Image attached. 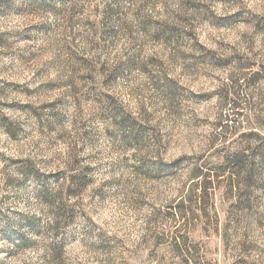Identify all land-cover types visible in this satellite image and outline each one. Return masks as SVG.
Masks as SVG:
<instances>
[{"label": "rangeland", "instance_id": "1", "mask_svg": "<svg viewBox=\"0 0 264 264\" xmlns=\"http://www.w3.org/2000/svg\"><path fill=\"white\" fill-rule=\"evenodd\" d=\"M238 166L264 183V0H0V264L216 259ZM76 175L56 224L36 180Z\"/></svg>", "mask_w": 264, "mask_h": 264}, {"label": "trees", "instance_id": "2", "mask_svg": "<svg viewBox=\"0 0 264 264\" xmlns=\"http://www.w3.org/2000/svg\"><path fill=\"white\" fill-rule=\"evenodd\" d=\"M232 170L227 177V197L233 203L225 224L222 223L217 210L213 216L214 229L211 236L218 242L216 259L204 261L205 257H200L194 247L184 244L181 250L183 264H264V210L261 209V203L253 192L257 188L263 189L264 183L254 181L251 170L239 182L242 168L238 166V169ZM36 182L41 187L40 198L45 203L52 220L56 224L68 223L73 212L68 200L87 185L82 175L67 179L66 183L69 185L60 187L57 192L46 189L39 179ZM211 184L212 181L207 178L203 182L201 188L203 192L199 197L203 204L210 200L208 190L212 188ZM206 231L208 233L205 234L210 235V229ZM256 235L263 242L262 245L257 243Z\"/></svg>", "mask_w": 264, "mask_h": 264}]
</instances>
